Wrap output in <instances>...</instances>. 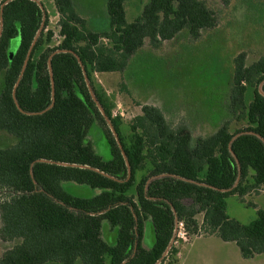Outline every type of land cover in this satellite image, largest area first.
<instances>
[{"label": "trees", "instance_id": "trees-1", "mask_svg": "<svg viewBox=\"0 0 264 264\" xmlns=\"http://www.w3.org/2000/svg\"><path fill=\"white\" fill-rule=\"evenodd\" d=\"M52 2L55 40L41 3L0 2V136L11 139L0 146V264H155L175 219L189 235L233 242L243 259L264 254V211L243 225L225 205L230 195L242 200L264 190V55L248 64L244 52L234 57L228 117L213 134L193 139L186 126L172 127L145 105L126 137L93 75L123 72L146 42L157 48L181 32L195 41L216 27L217 13L204 0H145L127 22L126 0H106L109 29L98 33L73 0ZM94 126L108 159L87 139ZM63 184L98 192L74 194ZM145 222L153 235L148 249ZM102 223L114 233L110 242Z\"/></svg>", "mask_w": 264, "mask_h": 264}, {"label": "rangeland", "instance_id": "rangeland-1", "mask_svg": "<svg viewBox=\"0 0 264 264\" xmlns=\"http://www.w3.org/2000/svg\"><path fill=\"white\" fill-rule=\"evenodd\" d=\"M36 1L43 5L47 14L46 30H51L54 40L57 39L58 14L52 0ZM204 1L218 15L214 29L203 32L195 41L186 32H181L157 48L146 42L134 53L123 72L93 75L95 87L109 105L111 116L121 119L124 136L129 133L127 123L139 115L145 105L159 109L172 127L186 126L193 139L213 134L227 119L234 57L244 52L248 64L264 55V0ZM105 2L73 0L77 12L92 32L109 29ZM144 4L145 0H126L127 22L140 15ZM18 40L10 41V54L16 50ZM249 100L250 92L247 91L246 101ZM87 139L97 155L104 159L110 157L99 127H92ZM9 142V137L0 136V146ZM63 187L71 188L69 184H63ZM73 189L68 190L84 196L98 192L88 188ZM225 205L229 218L247 225L256 218L257 210L264 211V190L247 194L242 200L230 195L225 198ZM197 219L201 222V216ZM108 230L107 224L102 223L103 237L110 242L114 233ZM175 240L177 242L171 247L177 253L172 256L169 249L160 264H264V254L243 259L233 242H224L199 230L194 235L186 232L185 240ZM152 243V231L145 222L142 246L148 249ZM2 250L0 244V254Z\"/></svg>", "mask_w": 264, "mask_h": 264}, {"label": "water", "instance_id": "water-1", "mask_svg": "<svg viewBox=\"0 0 264 264\" xmlns=\"http://www.w3.org/2000/svg\"><path fill=\"white\" fill-rule=\"evenodd\" d=\"M2 6H3V5L0 6V13H1V10H2ZM41 26H42V25H41ZM40 30H41V27H40V29L37 31L34 40L38 37V35H39V33H40ZM87 86H88L89 92H90V94H91L93 100L95 101L94 95H93L91 89L89 88V84H88V82H87ZM259 92L262 94V92H261V90H260V87H259ZM95 103H96V105H97L99 111H100L101 113H103L102 108L100 107V105H99L97 102H95ZM106 121H107V123H108V125H109V128H110L111 132L113 133L115 139L117 140V138H116V134L114 133V130L112 129L109 120L106 119ZM118 146H119V148L121 149V147H120L119 144H118ZM176 224H177V219L174 220L173 235H172V237H171V239H170V241H169V243H168L166 249L164 250L161 259L158 260L155 264H160L161 260L165 257V255L167 254L168 250L171 248L172 243H173V240H174V237H175V234H176Z\"/></svg>", "mask_w": 264, "mask_h": 264}, {"label": "built area", "instance_id": "built-area-1", "mask_svg": "<svg viewBox=\"0 0 264 264\" xmlns=\"http://www.w3.org/2000/svg\"><path fill=\"white\" fill-rule=\"evenodd\" d=\"M114 115H115V113H114ZM176 233L177 234H175V237H174V240H173V243L174 244L177 242L175 240V238H177V239L179 238L181 240H185L186 229H185V225H184V222L183 221H177V224H176Z\"/></svg>", "mask_w": 264, "mask_h": 264}]
</instances>
